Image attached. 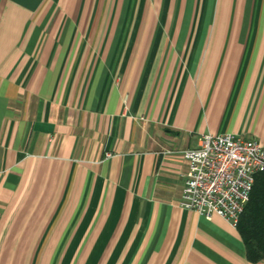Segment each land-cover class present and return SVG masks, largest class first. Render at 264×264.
I'll return each mask as SVG.
<instances>
[{"label": "crops", "instance_id": "1", "mask_svg": "<svg viewBox=\"0 0 264 264\" xmlns=\"http://www.w3.org/2000/svg\"><path fill=\"white\" fill-rule=\"evenodd\" d=\"M206 134L264 150V0H0V264H264L180 206Z\"/></svg>", "mask_w": 264, "mask_h": 264}, {"label": "built area", "instance_id": "2", "mask_svg": "<svg viewBox=\"0 0 264 264\" xmlns=\"http://www.w3.org/2000/svg\"><path fill=\"white\" fill-rule=\"evenodd\" d=\"M182 156L187 165L182 209L206 220L218 216L235 227L255 176L264 173L262 147L252 139L231 134H206L198 139L196 148L184 151Z\"/></svg>", "mask_w": 264, "mask_h": 264}, {"label": "trees", "instance_id": "3", "mask_svg": "<svg viewBox=\"0 0 264 264\" xmlns=\"http://www.w3.org/2000/svg\"><path fill=\"white\" fill-rule=\"evenodd\" d=\"M252 263L264 259V173L255 176L249 200L235 226Z\"/></svg>", "mask_w": 264, "mask_h": 264}]
</instances>
